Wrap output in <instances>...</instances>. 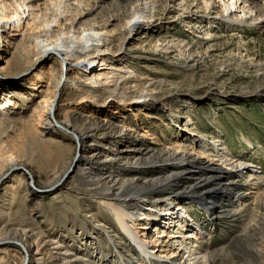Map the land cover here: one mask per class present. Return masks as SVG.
<instances>
[{"label":"rangeland","instance_id":"rangeland-1","mask_svg":"<svg viewBox=\"0 0 264 264\" xmlns=\"http://www.w3.org/2000/svg\"><path fill=\"white\" fill-rule=\"evenodd\" d=\"M130 1L64 0L68 12L61 16L63 23L69 26L72 20L82 19L86 27L104 28L114 52L122 48L121 53H110L106 63L122 59L123 65L133 70L126 75L119 98L106 93L95 99H72L69 90L59 91L52 113L68 119L70 131L55 126L56 133L49 130L46 111L37 106L54 88L53 80H33L48 63L30 69L33 54L16 58L14 47L24 51L33 41H17L22 31L12 32L10 42L0 35L2 93L13 99L10 120L0 122V174L12 161L24 164L0 178V236L6 235L4 228L33 229L36 234L58 230L66 243L73 242L82 230L84 239H79L78 245L109 255L111 264H150L142 260L134 242L100 205L96 186L86 175L80 178L78 166H71L76 149L71 130H81L82 119L92 117L94 122L105 119L103 123L123 125L118 130L123 129L134 143L161 153L188 155L199 165H221L215 150L206 145L212 142L221 144L228 156L256 164V179L237 181L235 191L241 194V201L232 202L220 186L210 189L213 201L221 206L218 215L210 216L207 203H200L190 192L175 199L179 190L186 191L183 188L193 184L191 180L180 179L176 186L165 184L153 200H159L158 210H162L170 198L203 227L202 235L192 244L207 253L208 264H264V25L229 27L218 18L222 11L217 1L207 9L204 0H185L182 6L171 4V0H151L157 7L149 13V26L145 32L130 34ZM51 2L5 0L1 5H7L9 11L16 7L32 13L47 6L54 9ZM107 64L104 70L109 69ZM33 83H38L36 89ZM179 142L186 144L179 149ZM25 165L34 171V182L31 177L20 179L25 178L20 176L22 171L28 173ZM65 171L61 186L51 187ZM13 180L16 182L9 185ZM199 194L209 193L194 189L193 195ZM102 223L109 231H101L92 246L87 238ZM153 229L141 231L146 241L155 244L151 250L157 256L152 264H177V257L168 258L173 257L174 244L168 242L166 230ZM16 245H0V264H24L25 253ZM83 264L97 263L87 254Z\"/></svg>","mask_w":264,"mask_h":264},{"label":"bare ground","instance_id":"bare-ground-1","mask_svg":"<svg viewBox=\"0 0 264 264\" xmlns=\"http://www.w3.org/2000/svg\"><path fill=\"white\" fill-rule=\"evenodd\" d=\"M51 1L54 9L47 6L30 13V11L27 12L16 7L13 11H9L7 5H1L5 3V0H1L0 35H4L7 42H10V37L14 36L12 32L22 31L20 39L17 41L21 42L23 39L33 41V46L24 51H20L18 46H15L16 58L24 57L26 59L33 54L35 59L32 60L30 69L48 63L45 70L41 69L35 73L33 80H37V82L44 81L45 78L48 81L53 80L54 88L50 92L47 91L48 89L46 90V99H41L37 106L45 109L50 124L49 130H54L52 126H55L70 131L72 127L70 121L63 120L52 113L58 100L59 91L69 90L73 95L72 99L80 96L95 99L106 93L119 98L120 95H123L121 91H123L122 86L127 79L126 75L130 76L133 70L124 66L122 59L117 58L118 60L113 63H106L110 58V53H121L122 48L114 52L110 35L104 28L96 25L86 27L82 25V19L72 20L69 26L64 24L61 16L68 12L64 0ZM177 1L179 0H171V4L182 6V3L186 2L182 0L180 4ZM204 1L207 9L212 8L217 2L219 3L218 8L222 12L218 18L221 22L226 21L229 27L242 26L253 29L264 25V2L261 0ZM156 7L157 2L151 0H131L129 11L132 18L128 22L129 33L145 32L151 20L149 13ZM199 7L200 3L196 8ZM29 8L31 11L34 10V5L31 4ZM65 19L70 20L67 15ZM15 20L16 24H10ZM207 34L209 33H205V35ZM12 56L15 57L14 53ZM105 64L108 65V70L103 69ZM2 71H4V67H1L0 61L1 74ZM108 78H112V80L108 81ZM2 83L3 80L0 77V111L2 116L0 122L7 124L12 115L9 106L13 103V99L4 96L2 90L5 88ZM37 84L33 83L34 89L37 88ZM101 121L102 123L94 122L92 117H85L81 122V130H71L76 137L74 142L76 149L71 166H78L80 178L86 175L89 181L96 186L94 192L101 195L99 197L101 198L100 205L114 217L116 227L124 232L130 241L134 242L145 262L152 264V258L157 255L155 251L151 250L155 244L146 241L142 237L145 234H142L141 231L163 228L168 233L166 235L169 238L168 242L174 244V250L170 253L173 257L169 256V259L177 257L174 259L177 264H208L207 253L192 244L195 242L193 239H199L202 235L203 227L183 211L181 206H175L170 198H168V203L163 205L162 210H158L160 202L153 200L155 192H160L165 184L176 186L180 179L191 180L193 184L189 188L185 186L183 188L188 191L179 190L181 187H178L179 191L175 199L190 192L189 195L195 197L200 203H207L205 207L210 212V216H214L220 213L221 206L217 200L213 201L214 193L210 189L220 186L219 189L222 187L221 191L230 195L232 202H239L242 197L239 191H235L237 181L243 177L249 180L256 179L259 167L254 163L249 164L243 159L228 156L226 149L217 142L206 145L212 148L211 150H215L213 152L216 153L215 156L221 165H199L188 155L178 154L175 151L161 153L148 145L142 146L134 143L129 139L128 134L123 133V129L118 130V127H123V125L114 126L111 122L103 123L105 119ZM56 132L55 129L53 133ZM59 133L62 135L61 131ZM185 144L179 142L178 148H183ZM22 163L10 162L5 166L4 172H1L0 178L4 177L6 172L24 165ZM26 168L28 167L26 166ZM155 169H161V171H154ZM29 171L32 174L31 177L35 179L34 171L32 169ZM65 174L66 171L55 178L51 187L61 186L67 175ZM23 175L25 178L21 177L20 179L24 180L30 177L24 171L20 176ZM15 182L13 180L9 185ZM31 187L33 186L31 185ZM193 188L209 194L194 196ZM129 190H134V192L130 193ZM172 205L173 207H171ZM4 229L6 235L0 236V245L17 244L16 246L25 253L24 264H83V259L87 254H91L93 262L97 264H111L109 255L102 254L100 251L95 253L92 249L87 251L82 245H78V240L84 239L85 234L82 230L80 234L76 233L78 235L73 242L65 243L64 235L58 230L36 234L33 229ZM108 229L109 227L105 223L97 225L91 232L92 236L87 238V242L94 246L95 238L101 231L108 232ZM1 231L2 227H0ZM108 236L113 242V237ZM118 250L121 254L120 249ZM123 264H125L124 261Z\"/></svg>","mask_w":264,"mask_h":264},{"label":"water","instance_id":"water-1","mask_svg":"<svg viewBox=\"0 0 264 264\" xmlns=\"http://www.w3.org/2000/svg\"><path fill=\"white\" fill-rule=\"evenodd\" d=\"M27 172H28V174L30 175V177L32 176V174H31V172L29 171V169L28 168H24ZM31 180H32V182H34L33 181V177H31ZM47 189V188H46ZM43 190H45V189H43Z\"/></svg>","mask_w":264,"mask_h":264}]
</instances>
